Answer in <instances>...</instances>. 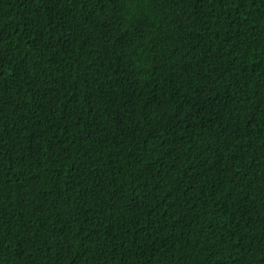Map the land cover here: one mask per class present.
Instances as JSON below:
<instances>
[{
    "label": "trees",
    "instance_id": "trees-1",
    "mask_svg": "<svg viewBox=\"0 0 264 264\" xmlns=\"http://www.w3.org/2000/svg\"><path fill=\"white\" fill-rule=\"evenodd\" d=\"M0 264H264V0H0Z\"/></svg>",
    "mask_w": 264,
    "mask_h": 264
}]
</instances>
